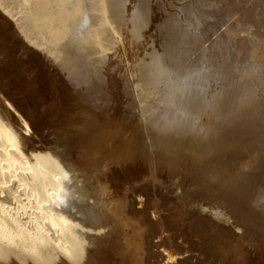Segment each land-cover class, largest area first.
<instances>
[{
    "label": "bare ground",
    "instance_id": "obj_1",
    "mask_svg": "<svg viewBox=\"0 0 264 264\" xmlns=\"http://www.w3.org/2000/svg\"><path fill=\"white\" fill-rule=\"evenodd\" d=\"M0 8L25 42L44 48L54 86L40 108L27 69L0 52V264H92L102 250L103 264H131L139 244L142 261L125 171L215 187L240 226L237 245L248 243L237 259L264 264V0ZM35 122L41 147L28 133ZM116 133L124 142L107 158ZM98 135L109 141L93 144Z\"/></svg>",
    "mask_w": 264,
    "mask_h": 264
},
{
    "label": "rangeland",
    "instance_id": "obj_2",
    "mask_svg": "<svg viewBox=\"0 0 264 264\" xmlns=\"http://www.w3.org/2000/svg\"><path fill=\"white\" fill-rule=\"evenodd\" d=\"M0 38V52L10 55L16 70L27 69L26 76L32 80L37 90V93H34L35 101L40 102V108L47 106L50 103L49 96L54 93V86L50 69L43 57L44 48L25 42L17 33L16 20L2 8H0ZM9 59L3 60L8 63ZM164 64L171 67L170 63L168 65L164 61ZM175 76L176 72L170 69L167 82L174 80ZM165 84L166 82H160L154 88L158 91ZM34 88L23 91L32 96ZM29 127V136H32L36 146L41 147L38 123L35 122V125L31 124ZM114 135L116 138L120 137L119 133L112 134ZM124 139L125 137H122L110 141L107 158H112L115 152L121 150L119 143L123 144ZM101 140L107 142L109 136L98 135L93 144ZM94 164L97 165L98 162ZM126 170L128 171V168ZM93 171L92 167L91 172ZM124 173V176H128L127 187H134L126 192V215L137 219L139 224L138 228L130 229L129 235L135 240L142 238L143 247L142 261L137 263L139 244L135 253L136 261L129 259L131 264H252L247 260L237 259L241 256L237 254L238 248L242 247L243 251L239 252L242 255L249 252L245 244L247 241L242 239L245 242L241 241L240 245H237L241 234L240 226L235 223L231 213L227 212L228 209L221 199L218 202L216 201L218 199L213 197L217 192L215 187L209 188V184L205 187H181L178 181L163 179L159 175L152 178L148 173L140 175L126 171ZM118 176L114 175L111 179L115 182ZM165 250L180 253V256L177 260H167ZM103 252L104 250L98 251L92 264H103L101 261ZM112 252L113 250H108L106 254L111 255Z\"/></svg>",
    "mask_w": 264,
    "mask_h": 264
}]
</instances>
